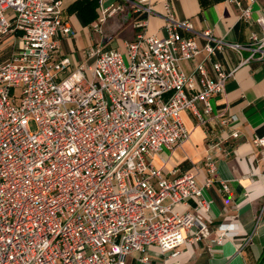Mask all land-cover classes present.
<instances>
[{
  "label": "built area",
  "instance_id": "2783aa9c",
  "mask_svg": "<svg viewBox=\"0 0 264 264\" xmlns=\"http://www.w3.org/2000/svg\"><path fill=\"white\" fill-rule=\"evenodd\" d=\"M105 1L101 23L124 10ZM225 1L259 26L250 43L252 56L264 60V0ZM165 19V37L141 35L125 53L91 49L89 61L74 67L59 56L62 39L76 34L61 0H0V264H127L133 254L151 264V247L175 257L182 245L205 238L202 212L212 202L204 191L218 181L217 152L228 138L210 141L202 183L195 172L164 176L153 158L189 138L184 112L203 124L198 104L213 114L211 100L232 75L213 61L216 54L246 47L210 31L201 47L180 33L192 26L168 6ZM11 38L18 48L3 59ZM204 51L205 60L184 73L181 63ZM237 122L230 115L221 125ZM254 143L264 147V138ZM237 230L224 226L212 244Z\"/></svg>",
  "mask_w": 264,
  "mask_h": 264
},
{
  "label": "crops",
  "instance_id": "0c3cea01",
  "mask_svg": "<svg viewBox=\"0 0 264 264\" xmlns=\"http://www.w3.org/2000/svg\"><path fill=\"white\" fill-rule=\"evenodd\" d=\"M61 1L64 19L76 34L62 39L59 56L71 58L74 67L89 61L87 53L91 49L125 53L127 43L141 35L165 37L167 6L178 22H190L191 29L179 31L183 36L197 38L201 47L207 43L202 36L205 31H210L215 38L246 47L241 52L226 49L216 54L213 61L223 64L232 75L224 93L211 100L213 114L207 116L203 105L198 104L206 121L203 124L193 112H184L182 121L189 138L175 150L165 149L153 158L154 166L164 176L170 177L173 170L178 174L195 172L202 183L207 176L204 161L210 141L219 136L228 138L217 152L218 181L204 191L212 202L210 212H202L208 224L207 235L201 241L182 245L175 257L157 247H151L148 255L151 264H264V147L254 143L256 138H264V60L252 56L250 43L251 34L260 33L259 26L241 19L240 10L225 0H150L149 3L106 0V7L123 6L124 10L103 23L100 22V0ZM259 10L258 5L253 6L254 19ZM18 43L17 38L7 40L2 45V58L9 59ZM205 57L204 51L194 61L182 62V70L192 73L195 63L204 61ZM206 63L213 76L211 61ZM230 115H236L238 122L222 126L223 117ZM234 131L240 133L239 139L231 138ZM223 184L228 185V191ZM231 224L238 225L236 235L221 246L212 244L222 228ZM138 257V254L131 255L127 264H140Z\"/></svg>",
  "mask_w": 264,
  "mask_h": 264
},
{
  "label": "rangeland",
  "instance_id": "374dc122",
  "mask_svg": "<svg viewBox=\"0 0 264 264\" xmlns=\"http://www.w3.org/2000/svg\"><path fill=\"white\" fill-rule=\"evenodd\" d=\"M20 93H21V89H17V90H16V94L19 96Z\"/></svg>",
  "mask_w": 264,
  "mask_h": 264
}]
</instances>
